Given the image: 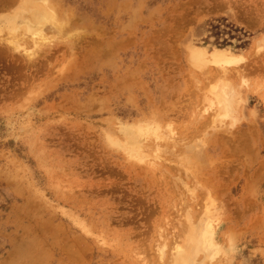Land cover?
<instances>
[{"label":"rangeland","instance_id":"1","mask_svg":"<svg viewBox=\"0 0 264 264\" xmlns=\"http://www.w3.org/2000/svg\"><path fill=\"white\" fill-rule=\"evenodd\" d=\"M209 217L194 264H264V0H0V264L182 263Z\"/></svg>","mask_w":264,"mask_h":264},{"label":"bare ground","instance_id":"2","mask_svg":"<svg viewBox=\"0 0 264 264\" xmlns=\"http://www.w3.org/2000/svg\"><path fill=\"white\" fill-rule=\"evenodd\" d=\"M34 10L35 13L33 14L36 18L51 17L47 16L46 12L42 11L43 9L41 10V5L39 4L38 8H35ZM192 56L194 59V63L198 68L202 69L205 68L208 64H216L224 72H226L228 69L226 65L237 64L241 59L235 54H229L224 49H216L211 54V58L206 57L201 51H193ZM211 89L212 94L215 97V100H213V102L216 104L218 109V113L216 111L217 118L231 115L234 108V100L237 95V92L234 90L233 86L225 79L220 78L219 81H217V83H215ZM212 234V217H209L207 220L203 221L200 228L191 227L187 240L182 246V249L179 250V253H181L179 257L182 263H178L177 260L176 264H194L195 260H198L197 258L200 253H203L204 260L205 258L206 260H208V257H212L214 251V249H212Z\"/></svg>","mask_w":264,"mask_h":264},{"label":"trees","instance_id":"3","mask_svg":"<svg viewBox=\"0 0 264 264\" xmlns=\"http://www.w3.org/2000/svg\"><path fill=\"white\" fill-rule=\"evenodd\" d=\"M211 33L217 36L215 43L219 47H226L233 45L232 39L236 38V48H245L250 43L252 33L246 31L244 28L235 25L234 23L227 22L226 18L215 19L208 23ZM222 37V39H221Z\"/></svg>","mask_w":264,"mask_h":264}]
</instances>
